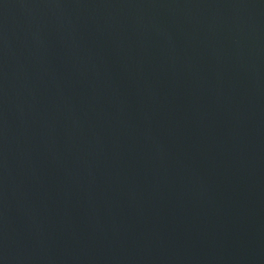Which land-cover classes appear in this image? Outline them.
<instances>
[{"label": "water", "instance_id": "obj_1", "mask_svg": "<svg viewBox=\"0 0 264 264\" xmlns=\"http://www.w3.org/2000/svg\"><path fill=\"white\" fill-rule=\"evenodd\" d=\"M0 264H264V0H0Z\"/></svg>", "mask_w": 264, "mask_h": 264}]
</instances>
